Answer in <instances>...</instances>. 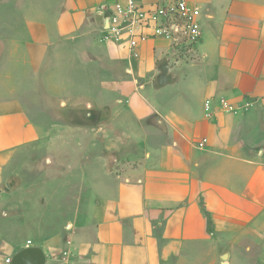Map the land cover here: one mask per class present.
Here are the masks:
<instances>
[{"label": "crops", "instance_id": "obj_1", "mask_svg": "<svg viewBox=\"0 0 264 264\" xmlns=\"http://www.w3.org/2000/svg\"><path fill=\"white\" fill-rule=\"evenodd\" d=\"M49 1L22 27L17 63L40 82L44 65L62 59L56 71L74 99L61 106L112 163L81 174V195L63 208L68 231L29 247L45 264H60L64 250L68 264H221L223 255L224 264H264V0H186L200 11L198 42L150 39L134 56L99 42L124 0ZM25 82L0 80V223L8 167L43 137ZM222 99L239 107L226 113ZM27 247L8 246L0 228V264Z\"/></svg>", "mask_w": 264, "mask_h": 264}, {"label": "rangeland", "instance_id": "obj_2", "mask_svg": "<svg viewBox=\"0 0 264 264\" xmlns=\"http://www.w3.org/2000/svg\"><path fill=\"white\" fill-rule=\"evenodd\" d=\"M49 2L0 0V59L3 60L0 80L4 74L7 75L11 85L8 88L17 85L20 79L26 81L23 85L28 89L22 100L28 116L33 123L42 125L43 132L39 142L25 146L15 155V161L8 167L9 176L3 184V191L9 190L3 194L1 211L6 212L7 216H3L0 228L7 245L15 248L39 245L42 239L56 233L65 234L72 217L70 214L65 218V212L68 214L70 210L63 208L71 207V204L73 207L75 202H70V199L74 201L81 195L80 191H75L80 188L81 174L86 169L99 167L106 171L107 165L112 163L106 161L108 152L102 151L101 146H95L92 139L94 131L80 127L81 119L68 116L64 112L65 107L61 106L74 99L62 91V86H65L63 72L59 74L56 71L64 67L62 59L59 62V59L53 58L58 62L44 65L43 71L36 75L43 80L40 82L36 78L33 82L29 68L17 63L20 60L17 55L19 50L16 52L14 48L16 43L22 41V27L34 12L41 6L49 5ZM62 52L58 51L59 58H63ZM33 84H39V90L33 91ZM101 156L105 158L103 163L97 160ZM59 176H66L63 183L55 181ZM5 185H8V189ZM256 248L254 245L253 255H256ZM248 259L252 258L242 257L239 264H248ZM257 259L253 257L254 261ZM58 263L68 264L65 250Z\"/></svg>", "mask_w": 264, "mask_h": 264}, {"label": "built area", "instance_id": "obj_3", "mask_svg": "<svg viewBox=\"0 0 264 264\" xmlns=\"http://www.w3.org/2000/svg\"><path fill=\"white\" fill-rule=\"evenodd\" d=\"M199 16V9L186 0H159L149 8L136 0H124L123 3H115L105 17L106 26L99 42L123 43L131 56L135 55L141 43L150 39H161L173 46H193L200 38ZM208 106L206 101L205 110ZM238 107L223 99L219 101V108L226 113H233ZM9 263L10 259H6L5 264Z\"/></svg>", "mask_w": 264, "mask_h": 264}, {"label": "water", "instance_id": "obj_4", "mask_svg": "<svg viewBox=\"0 0 264 264\" xmlns=\"http://www.w3.org/2000/svg\"><path fill=\"white\" fill-rule=\"evenodd\" d=\"M221 264L225 263L226 256H221ZM45 255L38 247H27L12 256L9 264H45Z\"/></svg>", "mask_w": 264, "mask_h": 264}]
</instances>
